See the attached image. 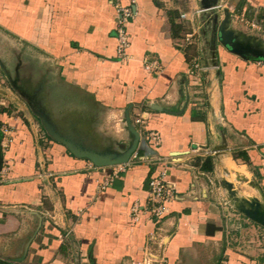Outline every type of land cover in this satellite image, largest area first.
I'll return each instance as SVG.
<instances>
[{
    "label": "crops",
    "instance_id": "crops-1",
    "mask_svg": "<svg viewBox=\"0 0 264 264\" xmlns=\"http://www.w3.org/2000/svg\"><path fill=\"white\" fill-rule=\"evenodd\" d=\"M193 1L192 10L203 6ZM223 1L244 18L233 20L235 40L261 52L264 0ZM129 4L133 17L122 24L119 7ZM173 10L157 0H0V52L9 60L0 65L22 66L33 50L43 62L45 53L69 87L101 104L97 113L146 117L136 124L140 141L126 171L111 179L114 165L47 142L30 119L29 127L2 109L0 122L13 127L14 141L6 152L1 147L0 264H218L223 257L264 264V226L241 213L228 218L222 205L233 164L249 172L232 178L254 180L253 198L264 204V58L241 56L217 37L214 49L199 47L189 60L175 40L190 22L181 14L192 12ZM120 28L131 35L126 59L117 52ZM196 60L206 70L195 77ZM125 145L112 156L124 155ZM164 174L178 196L157 219L150 182Z\"/></svg>",
    "mask_w": 264,
    "mask_h": 264
},
{
    "label": "rangeland",
    "instance_id": "rangeland-1",
    "mask_svg": "<svg viewBox=\"0 0 264 264\" xmlns=\"http://www.w3.org/2000/svg\"><path fill=\"white\" fill-rule=\"evenodd\" d=\"M192 1L157 0V3L159 6L164 5L172 10L177 6L182 9V12H192L193 14L195 9L192 10L191 8ZM177 12L179 15V10ZM214 13L210 10L201 12L199 15L195 13L192 22L189 19L187 21L190 22H185L178 28L179 36L175 42L184 43L189 60L196 56L199 47L214 49L218 37V25L210 17ZM220 16L219 22L221 23V20L226 18V14L222 11ZM232 25L235 23L230 17L227 27L232 29ZM187 34H194L188 46L185 44L186 41H183ZM261 39V46L263 47L261 51H263L264 37L262 36ZM203 51L205 50H199L200 53ZM39 54H36L35 50L31 51L22 66L12 62L9 65H0V79L3 80V82L0 81L1 94L3 95L0 97V112L3 109L8 116H20L29 127L31 123L28 119H30L36 131L43 136V140L46 138L47 142H57L51 135L54 133L61 140L75 142L79 151H92L103 157L114 154L112 153L113 150L120 148L119 144L122 142L127 144L125 149L129 148L134 140L133 131H138L135 117L132 118L135 114L131 115L127 110L122 111L117 116L112 114L105 116L97 113V108L101 104L94 101L85 92L69 87L67 81L60 76L56 59L46 58V54L43 53L45 60L41 62L39 58L36 60L35 57ZM2 59L9 61L4 53L0 52V61ZM4 73L9 74V80L5 78ZM3 101L5 104L2 103ZM100 110L103 111L102 108ZM81 142H85L86 145L80 144ZM237 165L240 166V164ZM241 166L248 174L249 171L244 167L245 165ZM232 177H236L234 171L233 174L230 173V177L225 176V179H229L235 185L237 194L235 197H232L231 193L227 195L222 205L226 207L225 214H232L228 218L235 219L238 217L237 214L241 213L239 211L240 203L246 204L244 202L246 199L252 200L253 196L259 193L257 194L251 187V184L255 182L254 180L244 183L238 182L236 178ZM222 184L219 185L226 191V187Z\"/></svg>",
    "mask_w": 264,
    "mask_h": 264
},
{
    "label": "built area",
    "instance_id": "built-area-1",
    "mask_svg": "<svg viewBox=\"0 0 264 264\" xmlns=\"http://www.w3.org/2000/svg\"><path fill=\"white\" fill-rule=\"evenodd\" d=\"M132 2H134V0H131ZM131 4V3H130ZM127 5V6H122L119 7V10L121 12V17L119 18L120 22L122 24H126L130 17H133V13H132V9H131V5ZM225 9L228 10V12L231 14L232 19L234 20H240L243 21L244 18L241 17H237L238 15L235 14V10H236V5L231 4L228 6L223 0L222 1H218V3L210 8H199L196 9L194 11L193 14H197L199 15V13L201 12H205V11H211V10H216V11H224ZM193 14L192 17L188 18L187 15L185 13L181 14V18L187 19V20H192L193 19ZM252 27H257L255 22L251 23ZM194 34H187L185 40H183L185 43H191V38L193 37ZM118 45H117V52L119 57H121L122 59H126L127 58V49L129 48V46L131 45V41H130V34L128 33V31L126 29L120 28L119 32H118ZM184 44V43H183ZM206 69L204 67H202L200 65V63H198V61L196 60V62H194V65L191 68L190 71V75L192 76H198V72L199 71H205ZM146 120V117L144 116V114H139L137 116V118L135 119L136 123L138 124H142L143 121ZM0 134H1V147L3 149V151L6 152V150H8L11 147L12 142L14 141V136H13V127L7 123L6 121H2V123H0ZM150 139L155 143L158 144L161 140V136L158 132H154L152 133V135L150 136ZM197 149H199V147H197ZM213 153H216V151H214ZM129 165L128 163H123V164H117L114 165V169L112 171V175H111V179L118 177L120 175V173L125 172L127 169V166ZM8 168L9 166H4L5 171L8 172ZM204 174V173H202ZM165 174L163 175V177H154L152 178L151 182H150V186H151V190H150V195H149V202L151 203L150 205H152L150 212L152 213V215H154L157 219H161L163 217H165L169 212H170V203H172L174 200H176L178 194L176 192V185L174 182L172 181H167L165 180ZM195 178H197L195 176ZM210 183L213 184V181L210 180ZM109 182H105L102 184L101 189H105L107 186H109ZM197 180L195 179L193 182V186L192 187H197ZM153 203V204H152ZM133 210L134 212H139L140 211V206L138 204H135L133 206ZM146 264H153L154 261L151 259H147L144 260ZM218 264H230L229 260L225 257L221 258L219 260Z\"/></svg>",
    "mask_w": 264,
    "mask_h": 264
},
{
    "label": "water",
    "instance_id": "water-1",
    "mask_svg": "<svg viewBox=\"0 0 264 264\" xmlns=\"http://www.w3.org/2000/svg\"><path fill=\"white\" fill-rule=\"evenodd\" d=\"M218 1L219 0H203L202 1L203 2L202 9L210 8L214 5H216L218 3ZM211 11H214L215 13H214V15H211L210 17H212L213 20H215V24H217V25L220 24L219 27L217 28L218 29V38L223 45L227 46L233 52H235L241 56H244V57H255V56L259 57L260 56V57L264 58V51H261L259 53L250 51L249 49L244 48V46L242 44H239L235 40V35H234L233 30H230L227 27V23L230 22V17H231V14L228 12L227 9H225L223 11V13L226 14V18L221 20L222 21L221 23H218L219 19H220V13L221 12L216 11V10H211ZM215 55L216 54L214 52L213 56H215ZM133 134H134L135 138H134L132 145L129 147V149H127V151L124 155H120V156H116V157L114 155L113 156L112 155H105V156L101 157L92 151H89V152L88 151H79L73 142L61 140L60 137L56 136L54 133H52L51 135L54 137L55 140L59 141L60 143H63L69 149V151L72 152L73 154H75L76 156L89 158L92 161H94V163L98 166H111V165L123 164V163L129 162L131 154L134 151H136L137 146H138L139 141H140V133L138 131H133ZM0 141H1V139H0ZM1 155H2V151H1V142H0V157H2ZM0 159H2V158H0ZM223 184H224V186H226L228 188V190L231 193V196L235 197L236 192L233 190V184L230 182H224ZM253 185L255 187L259 188L258 184H253ZM261 195L264 197V192L262 190H261ZM244 202L246 204L240 203L239 211L242 214H244L247 218H249L250 220L264 226V204L261 202V200L258 197H255L252 200L246 199Z\"/></svg>",
    "mask_w": 264,
    "mask_h": 264
},
{
    "label": "bare ground",
    "instance_id": "bare-ground-1",
    "mask_svg": "<svg viewBox=\"0 0 264 264\" xmlns=\"http://www.w3.org/2000/svg\"><path fill=\"white\" fill-rule=\"evenodd\" d=\"M233 166H235V165L233 164L232 168H233L234 172L236 173V175H239L241 177H245V175L246 176L248 175L247 172L242 167H238V166L233 167Z\"/></svg>",
    "mask_w": 264,
    "mask_h": 264
},
{
    "label": "trees",
    "instance_id": "trees-1",
    "mask_svg": "<svg viewBox=\"0 0 264 264\" xmlns=\"http://www.w3.org/2000/svg\"><path fill=\"white\" fill-rule=\"evenodd\" d=\"M175 33H176V32H175ZM250 58H254V57H250ZM239 156H241V157H242V156H243V154H242V153H239V154H235V155H234V157H235V158H239Z\"/></svg>",
    "mask_w": 264,
    "mask_h": 264
}]
</instances>
